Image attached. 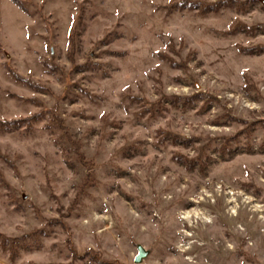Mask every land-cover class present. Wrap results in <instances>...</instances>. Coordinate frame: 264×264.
Returning <instances> with one entry per match:
<instances>
[{
    "label": "rangeland",
    "instance_id": "obj_1",
    "mask_svg": "<svg viewBox=\"0 0 264 264\" xmlns=\"http://www.w3.org/2000/svg\"><path fill=\"white\" fill-rule=\"evenodd\" d=\"M20 1L0 23L19 257L0 264H135L138 245L142 264H264V5Z\"/></svg>",
    "mask_w": 264,
    "mask_h": 264
},
{
    "label": "trees",
    "instance_id": "obj_2",
    "mask_svg": "<svg viewBox=\"0 0 264 264\" xmlns=\"http://www.w3.org/2000/svg\"><path fill=\"white\" fill-rule=\"evenodd\" d=\"M12 1H13V3H15V5H17L19 8H21L22 10H24L26 12V9L23 6V3L20 0H12ZM215 7H216L215 5H204V7H201L199 3H193V4H191V8L192 9H196L197 8L198 10H201L202 12L215 11L216 10ZM10 73H11V76L16 81L25 82L24 79L22 77H20V75L16 74L12 70H10ZM17 122H21V121L6 122L4 125H6V126L7 125H12V124H15ZM36 233H38V232H36ZM69 243L71 244V241H69ZM0 246L3 249V251H5V252H7L9 254V260H10V262L11 263H15L16 260H17V258L19 257V246L16 245L15 243L9 242L1 234H0Z\"/></svg>",
    "mask_w": 264,
    "mask_h": 264
},
{
    "label": "water",
    "instance_id": "obj_3",
    "mask_svg": "<svg viewBox=\"0 0 264 264\" xmlns=\"http://www.w3.org/2000/svg\"><path fill=\"white\" fill-rule=\"evenodd\" d=\"M264 5V0H259ZM138 255L135 259V264H142L144 260H146L149 255L150 251L146 250L143 246L138 245Z\"/></svg>",
    "mask_w": 264,
    "mask_h": 264
},
{
    "label": "crops",
    "instance_id": "obj_4",
    "mask_svg": "<svg viewBox=\"0 0 264 264\" xmlns=\"http://www.w3.org/2000/svg\"><path fill=\"white\" fill-rule=\"evenodd\" d=\"M2 22H3V0H0V23L2 24Z\"/></svg>",
    "mask_w": 264,
    "mask_h": 264
},
{
    "label": "bare ground",
    "instance_id": "obj_5",
    "mask_svg": "<svg viewBox=\"0 0 264 264\" xmlns=\"http://www.w3.org/2000/svg\"><path fill=\"white\" fill-rule=\"evenodd\" d=\"M191 218V214H189V213H187V214H185L183 217H182V219H184V220H189ZM206 220V219H205ZM207 222H208V220H206Z\"/></svg>",
    "mask_w": 264,
    "mask_h": 264
}]
</instances>
